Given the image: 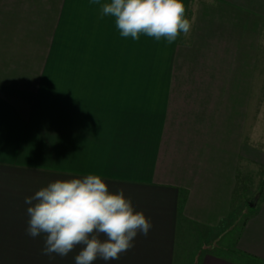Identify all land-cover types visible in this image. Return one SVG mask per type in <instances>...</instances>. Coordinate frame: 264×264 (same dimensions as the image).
Segmentation results:
<instances>
[{
  "label": "crops",
  "instance_id": "obj_1",
  "mask_svg": "<svg viewBox=\"0 0 264 264\" xmlns=\"http://www.w3.org/2000/svg\"><path fill=\"white\" fill-rule=\"evenodd\" d=\"M183 3L191 34L169 44L122 38L91 0H0V264H75L42 254L25 198L85 174L152 223L95 264H264V201L238 259L209 248L240 172L264 170V0ZM195 232L212 236L189 247Z\"/></svg>",
  "mask_w": 264,
  "mask_h": 264
},
{
  "label": "clouds",
  "instance_id": "obj_2",
  "mask_svg": "<svg viewBox=\"0 0 264 264\" xmlns=\"http://www.w3.org/2000/svg\"><path fill=\"white\" fill-rule=\"evenodd\" d=\"M101 18L109 17L122 38L141 35L171 44L190 36L194 20L183 0H91ZM26 232L44 236L42 254L66 257L79 249L75 264L118 260L134 247L138 234L147 236L150 219L137 210L124 190L111 191L99 174L55 179L25 198Z\"/></svg>",
  "mask_w": 264,
  "mask_h": 264
},
{
  "label": "rangeland",
  "instance_id": "obj_3",
  "mask_svg": "<svg viewBox=\"0 0 264 264\" xmlns=\"http://www.w3.org/2000/svg\"><path fill=\"white\" fill-rule=\"evenodd\" d=\"M262 92L264 93V91H261L260 94H262ZM262 125H264V123L260 122L259 127H261ZM263 191L264 170L257 167H248L245 168L244 172H240L233 199V212L235 216L233 215L230 223H228V225L220 233L219 238H217L209 248L213 247L214 249H216V252H219L227 258L238 259V257H236L229 250L233 249L235 238L243 225L244 219L250 215L253 206H255V204L259 202L258 200L260 198V194L263 193ZM199 233L195 232L192 235L194 237L188 243L189 247H192L193 244L202 242V239H208L212 236L211 235L208 237L207 235L205 236L202 232ZM207 246L209 245L207 244Z\"/></svg>",
  "mask_w": 264,
  "mask_h": 264
},
{
  "label": "trees",
  "instance_id": "obj_4",
  "mask_svg": "<svg viewBox=\"0 0 264 264\" xmlns=\"http://www.w3.org/2000/svg\"><path fill=\"white\" fill-rule=\"evenodd\" d=\"M259 202L258 203H256L255 204V206H253V208H252V211L261 203V202H263L264 201V191H263V193H261L260 194V198H259V200H258Z\"/></svg>",
  "mask_w": 264,
  "mask_h": 264
}]
</instances>
